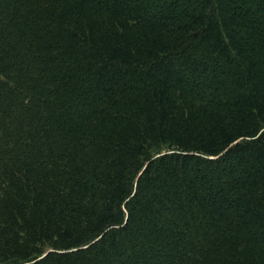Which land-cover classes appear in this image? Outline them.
I'll return each instance as SVG.
<instances>
[{"label":"trees","instance_id":"1","mask_svg":"<svg viewBox=\"0 0 264 264\" xmlns=\"http://www.w3.org/2000/svg\"><path fill=\"white\" fill-rule=\"evenodd\" d=\"M0 264H264V0H0Z\"/></svg>","mask_w":264,"mask_h":264}]
</instances>
